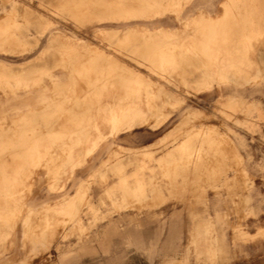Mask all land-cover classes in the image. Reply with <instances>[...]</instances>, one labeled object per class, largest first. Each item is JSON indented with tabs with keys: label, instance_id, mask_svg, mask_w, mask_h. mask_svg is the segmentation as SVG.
<instances>
[{
	"label": "rangeland",
	"instance_id": "374dc122",
	"mask_svg": "<svg viewBox=\"0 0 264 264\" xmlns=\"http://www.w3.org/2000/svg\"><path fill=\"white\" fill-rule=\"evenodd\" d=\"M200 1L142 0L175 29L176 13ZM205 2L247 20L116 32L90 28V0H0V62L27 64L52 36L42 57L54 73L90 68L75 114L41 109L56 89L48 73L16 79L0 67V264H264V0ZM92 8L104 21V0ZM15 92L33 93L34 111L17 108ZM110 100L122 118L88 110ZM126 121L144 127L114 136ZM68 137L100 143L92 156L52 160Z\"/></svg>",
	"mask_w": 264,
	"mask_h": 264
},
{
	"label": "crops",
	"instance_id": "0c3cea01",
	"mask_svg": "<svg viewBox=\"0 0 264 264\" xmlns=\"http://www.w3.org/2000/svg\"><path fill=\"white\" fill-rule=\"evenodd\" d=\"M179 0H169V5H177V2ZM206 0H201L194 8L188 10L186 13L182 10H179L176 14V19H174L176 22H179L181 24V28L175 29L172 28V19L165 16L160 15L161 17H156V15H148L147 11L148 8L146 4H143L142 0H104V6L106 9L105 13V19L102 21L101 16L99 18V22L97 21L98 18V12L96 13V18L94 19L93 16V0H90V9H89V16L91 19L90 28H92L94 24V29H100V27H104L107 30L116 31V32H127L128 30L135 28L137 26L141 25H148L152 28H156L157 30L160 29H166L171 33H181L183 25L186 23H190L191 20L193 21H206L210 23L212 26L217 25L221 26L223 28V24H233L235 22H246V16L242 17L243 19H234L236 17V14H238V10L234 11L230 8L228 3H225L224 10L219 14L218 16H214L213 12L210 10H206L205 8V2ZM163 6V5H162ZM110 8V12H107V10ZM5 13H7V10H4ZM185 14V15H184ZM110 16V19L106 20ZM117 17V18H116ZM102 21V22H101ZM228 21H232L231 23H228ZM224 28H228L225 27ZM234 31V30H233ZM236 34L230 35V37L240 38L242 37L239 33H242L243 30L239 29L238 31L235 30ZM52 36H49V40L47 43L46 50H43L40 55L34 59L29 61L27 64L20 65L18 67H15L13 65H8L4 62H0L1 65H6L8 68H10L14 74L16 75V79L24 78L26 76H36L37 72L43 74L48 73L46 76L53 86L57 89L54 90V96L50 98V100L46 101L45 98H41L40 101H44L42 110L51 109V107H60L62 110H65L67 112L75 113V114H81L83 110H85V107L83 106V102H85V99L83 96L90 93V90H85L83 87H81L78 84V81L82 78L89 77L90 75L85 73L90 68L87 64L82 63L81 61H76L74 63H70L65 66V64L57 65L55 68L57 70L62 71L61 75H57L52 71L50 67H48L47 59H43V55L48 53V50L53 48L54 46H50V39ZM81 38V37H80ZM59 48V47H57ZM36 49V48H35ZM35 49L31 50L30 53H32ZM61 49V47L59 48ZM64 50V49H63ZM61 53V52H60ZM64 54V52L62 53ZM42 62L43 66H40L39 63ZM39 65V67H37ZM94 66V68H97L98 71L101 69V67L96 66V64H90ZM104 67V66H103ZM40 68V69H39ZM109 69V68H108ZM42 76V75H41ZM102 74L100 76H97V80L94 82L98 85V82L102 79ZM12 78V77H10ZM45 93V91H43ZM15 98L14 101L18 104L22 105L17 106V108H31L29 106V103L32 101L33 93L28 92L25 95H18L17 92H15ZM246 97V96H245ZM123 98L115 99V101L119 102ZM247 100V99H246ZM248 101V100H247ZM113 103L114 100L107 101L106 103L100 104L97 107L89 108L88 110H96L101 112L108 113L112 119V109H113ZM25 104V105H23ZM87 109V108H86ZM32 111H34V108H31ZM188 113V112H187ZM143 117V114H142ZM92 118H97V116H93ZM6 119V118H5ZM2 126L5 125V122L1 124ZM138 127H137V126ZM134 125L131 129H123L119 133H116L114 136H120L122 134L132 133L133 130L137 128H143L144 125ZM9 126V125H8ZM89 126H92L93 128L100 130L101 123L99 121H94L93 123L89 124ZM161 126V125H160ZM158 127H152L154 130H158L160 128ZM39 125H33L32 128H30V134L32 135L31 141H36L37 139L35 136L40 133ZM25 133L21 132L18 134V141L25 140ZM105 136V135H104ZM101 138V137H100ZM99 138V139H100ZM91 140V139H90ZM87 139V142L90 141ZM126 141L128 142L129 139L126 138ZM83 142L80 140H75L73 137H68L67 140H65V149L63 152H52L50 153L49 157L52 160H58L62 158L67 159H75V158H85L86 156H92L93 151L98 148V144L100 143V140H94L93 141V147L91 148H85L82 146ZM119 148L126 149V147L119 145ZM92 152V153H91ZM91 153V154H89ZM5 158L2 154H0V159ZM78 194V193H77ZM75 197L67 198L72 199ZM133 220H137L136 217H134Z\"/></svg>",
	"mask_w": 264,
	"mask_h": 264
},
{
	"label": "bare ground",
	"instance_id": "6f19581e",
	"mask_svg": "<svg viewBox=\"0 0 264 264\" xmlns=\"http://www.w3.org/2000/svg\"><path fill=\"white\" fill-rule=\"evenodd\" d=\"M145 30V32H148V33H153V34H155V33H157V32H165V33H167V35L168 34H170L171 32H169L168 30H166V29H160V30H157L156 32H152V31H150L149 29H147V28H145L144 29ZM53 42H55V39L54 38H52L51 39V43H53ZM1 68H2V70L3 71H7L8 69H10V68H8L6 65H1ZM12 73H14L13 71H12ZM229 107H232L231 105L229 106ZM124 115H123V113H121L120 114V116H115V117H113L114 119H120V118H122ZM113 119V120H114ZM127 123H128V121H126ZM134 125H136V123L135 122H130V123H128V125L125 127V130L126 129H131ZM137 126V125H136ZM138 127V126H137ZM119 133V132H118ZM70 205V204H69Z\"/></svg>",
	"mask_w": 264,
	"mask_h": 264
}]
</instances>
